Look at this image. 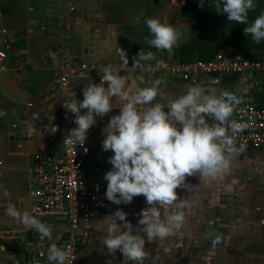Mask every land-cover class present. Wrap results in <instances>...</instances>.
<instances>
[{"label":"crops","instance_id":"obj_1","mask_svg":"<svg viewBox=\"0 0 264 264\" xmlns=\"http://www.w3.org/2000/svg\"><path fill=\"white\" fill-rule=\"evenodd\" d=\"M196 1L0 0V24L7 27L10 40L0 68V245L6 249L0 252V264H48L50 242L8 216L10 205L50 225L61 236L57 241L61 249L68 239L64 217L33 212L28 167L34 152L49 147L59 149L67 129L76 127L74 114L63 104L73 96L82 100L89 79L100 82L103 66L122 67L119 47L129 61L120 74L135 80L138 88L151 86L159 79L161 93L167 98L174 99L191 86H201L206 93L219 96L225 91L233 92L243 97V103L264 107V72L245 76L200 74L198 81L191 82L166 72L148 74L132 66L139 51L155 53L154 60L142 63L159 58L191 62L198 57L196 49L204 54L210 52L206 38L215 33L211 27L214 21L204 17L199 27H194L190 12ZM149 17L181 32L172 53L158 51L147 43L150 33L145 20ZM198 30L205 31V37L204 46L197 48ZM225 46L235 49L231 43L221 49ZM263 49H258L260 58ZM69 68H74L75 73ZM81 73H87L89 79H82ZM63 77L68 80L67 89L61 83ZM120 103L113 98L115 107L109 114L97 116L87 133V141L96 148L86 157L85 167L102 178L112 169L108 158L113 155L102 151V141L111 116L120 112ZM53 127L57 130L53 131ZM235 147L236 152L228 154L226 172L207 179L199 175L187 177L186 186L176 190L180 198L177 203L186 204L183 209H160L162 220L182 211L184 221L163 239L148 242L145 237L148 255L143 264H264V148ZM103 186L106 191L104 178ZM148 206L143 195L134 197L130 204L119 205L106 198L101 215L87 226L89 235L78 246L79 264H126L119 251L109 254L104 245L109 215L120 209L137 226L141 210ZM38 248L43 249V256L37 254Z\"/></svg>","mask_w":264,"mask_h":264},{"label":"clouds","instance_id":"obj_2","mask_svg":"<svg viewBox=\"0 0 264 264\" xmlns=\"http://www.w3.org/2000/svg\"><path fill=\"white\" fill-rule=\"evenodd\" d=\"M200 6L203 7V0ZM212 7L217 14L226 13L228 21L245 24L244 34H250L256 44L264 41V12L249 24V12L256 8L254 0H213ZM145 23L150 33L147 43L151 47L168 53L178 47L182 34L173 25L152 17L146 18ZM117 51L121 66H127L125 50L119 47ZM155 58L153 52L139 51L132 66L142 67V62ZM122 67L103 66L99 83L89 79L87 73H81L82 79H89L83 88V99L73 96L63 107L74 114L76 125L69 131L67 143L83 146L96 117L112 111L113 98L121 102L120 112L111 116L102 141V151L113 153L108 158L112 169L103 177L107 181L105 195L117 205L130 204L134 197L143 195L149 206L141 210L137 226L120 209L109 215L104 245L109 254L119 251L126 264L129 261L143 264L148 255L145 237L148 242L163 239L184 221L182 211L162 220L160 209L186 206L184 201L177 203L180 198L176 190L186 186L187 177L199 175L207 179L226 172L230 164L228 154L236 152L235 137L247 125L230 120L237 106L243 103V97L236 93L225 91L217 96L206 93L201 86H191L182 95L167 98L161 93V80L138 88L135 80L129 81L120 74ZM209 118L215 123L210 124ZM7 214L50 242L48 264H72L70 252L57 246L61 236L50 225L27 212L21 213L14 205L9 206ZM3 251L6 249L0 245V252Z\"/></svg>","mask_w":264,"mask_h":264},{"label":"built area","instance_id":"obj_3","mask_svg":"<svg viewBox=\"0 0 264 264\" xmlns=\"http://www.w3.org/2000/svg\"><path fill=\"white\" fill-rule=\"evenodd\" d=\"M1 19L0 7V21ZM8 33L7 27L0 24V68L4 66L3 61L10 45ZM142 65L139 69L145 73L166 72L177 79L191 82L198 81L200 74L245 76L264 72V49L260 59H250L238 53L232 46H225L209 59L183 62L176 58H159ZM69 69L71 73H75L74 68ZM61 83L65 89L69 87L66 77L61 79ZM64 116L67 117L68 113H64ZM230 120L247 125L235 137V146L264 148V107L245 102L237 106ZM209 123L215 121L209 118ZM71 129L68 128L63 135L59 149L49 147L33 153L28 174L33 212L64 217L68 224L69 237L62 244V249L70 252L72 264H79L78 246L89 235L87 226L101 215L106 191L102 176L88 171L85 167V159L96 148V144L89 143L87 139L83 146L67 143ZM37 254L43 256V249L38 248Z\"/></svg>","mask_w":264,"mask_h":264},{"label":"trees","instance_id":"obj_4","mask_svg":"<svg viewBox=\"0 0 264 264\" xmlns=\"http://www.w3.org/2000/svg\"><path fill=\"white\" fill-rule=\"evenodd\" d=\"M212 3L213 0H203V7H201L200 0H197L193 5L195 9L190 12L194 16L193 25L195 28L199 27V25L201 24V20L206 17L214 21V23H211V27L215 32L214 34H212V37L206 38L207 46L209 47L210 52L204 54L196 49V51L198 52V57H195L194 59H209L226 43H231L235 47V49L245 57H248L250 59H259L260 52L258 51V49L264 47V41L256 44L252 40L250 34L247 36L244 34V28L246 27L245 24H238L232 21H228L226 13L217 14L212 7ZM254 3L256 4V8L254 11L249 12V24L255 19L256 16L264 12V0H254ZM186 8V5L183 6L182 12H185ZM198 31L200 37L196 39V44H198L197 48L200 46H204L205 37V31ZM217 32L220 37L216 36ZM179 60L183 61L181 58ZM258 106L262 105L260 104Z\"/></svg>","mask_w":264,"mask_h":264},{"label":"rangeland","instance_id":"obj_5","mask_svg":"<svg viewBox=\"0 0 264 264\" xmlns=\"http://www.w3.org/2000/svg\"><path fill=\"white\" fill-rule=\"evenodd\" d=\"M259 49H261V48H259Z\"/></svg>","mask_w":264,"mask_h":264},{"label":"water","instance_id":"obj_6","mask_svg":"<svg viewBox=\"0 0 264 264\" xmlns=\"http://www.w3.org/2000/svg\"><path fill=\"white\" fill-rule=\"evenodd\" d=\"M97 157H98V155H97Z\"/></svg>","mask_w":264,"mask_h":264}]
</instances>
